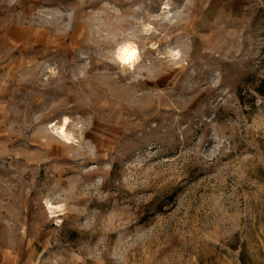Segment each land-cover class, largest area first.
<instances>
[{
  "label": "rangeland",
  "instance_id": "1",
  "mask_svg": "<svg viewBox=\"0 0 264 264\" xmlns=\"http://www.w3.org/2000/svg\"><path fill=\"white\" fill-rule=\"evenodd\" d=\"M0 264H264V0H0Z\"/></svg>",
  "mask_w": 264,
  "mask_h": 264
},
{
  "label": "bare ground",
  "instance_id": "2",
  "mask_svg": "<svg viewBox=\"0 0 264 264\" xmlns=\"http://www.w3.org/2000/svg\"><path fill=\"white\" fill-rule=\"evenodd\" d=\"M138 47L134 42L124 41L120 43L116 49L115 56L117 61L122 65L132 66L139 58ZM175 55V54H174ZM178 57V56H177ZM68 118H62L60 124H53L52 127L56 134H58L65 141L72 138V134L67 130ZM60 206H56L58 208Z\"/></svg>",
  "mask_w": 264,
  "mask_h": 264
}]
</instances>
